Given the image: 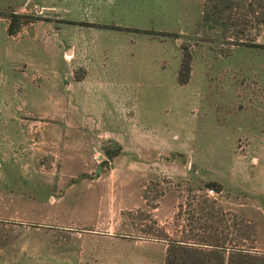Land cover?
<instances>
[{"label":"rangeland","instance_id":"obj_1","mask_svg":"<svg viewBox=\"0 0 264 264\" xmlns=\"http://www.w3.org/2000/svg\"><path fill=\"white\" fill-rule=\"evenodd\" d=\"M203 7L0 0V264H165L205 197L264 251V48Z\"/></svg>","mask_w":264,"mask_h":264},{"label":"trees","instance_id":"obj_2","mask_svg":"<svg viewBox=\"0 0 264 264\" xmlns=\"http://www.w3.org/2000/svg\"><path fill=\"white\" fill-rule=\"evenodd\" d=\"M14 17H11L8 29L10 35L15 33ZM263 26L264 0H204L201 31L214 32L233 46L264 48L252 38L253 33ZM191 72V54L183 53L179 82L187 83ZM204 187L222 191L217 182H209ZM216 204L215 200L202 198L190 218L194 225L190 223L189 230H184L182 237L170 238L162 232L156 234L167 243L165 264H264V251L246 244L256 240L249 222H244L239 229L236 227L239 233L233 237L231 229L236 224H230V218L221 208L216 210Z\"/></svg>","mask_w":264,"mask_h":264},{"label":"built area","instance_id":"obj_3","mask_svg":"<svg viewBox=\"0 0 264 264\" xmlns=\"http://www.w3.org/2000/svg\"><path fill=\"white\" fill-rule=\"evenodd\" d=\"M210 191H212V190H210Z\"/></svg>","mask_w":264,"mask_h":264}]
</instances>
